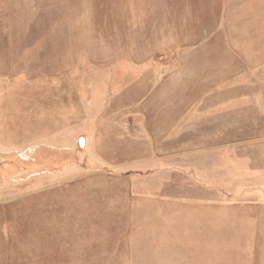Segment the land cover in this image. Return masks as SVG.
Returning <instances> with one entry per match:
<instances>
[{
  "label": "rangeland",
  "instance_id": "obj_1",
  "mask_svg": "<svg viewBox=\"0 0 264 264\" xmlns=\"http://www.w3.org/2000/svg\"><path fill=\"white\" fill-rule=\"evenodd\" d=\"M0 264H264V0H0Z\"/></svg>",
  "mask_w": 264,
  "mask_h": 264
}]
</instances>
